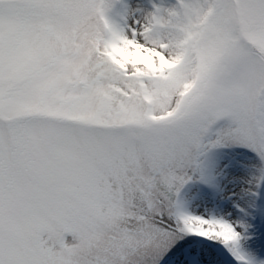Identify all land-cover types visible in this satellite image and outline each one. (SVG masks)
<instances>
[{
    "label": "snow or ice",
    "instance_id": "snow-or-ice-1",
    "mask_svg": "<svg viewBox=\"0 0 264 264\" xmlns=\"http://www.w3.org/2000/svg\"><path fill=\"white\" fill-rule=\"evenodd\" d=\"M0 264H264V0H0Z\"/></svg>",
    "mask_w": 264,
    "mask_h": 264
}]
</instances>
